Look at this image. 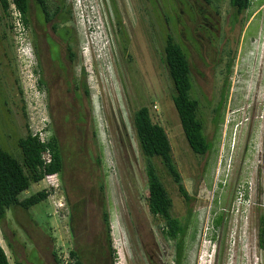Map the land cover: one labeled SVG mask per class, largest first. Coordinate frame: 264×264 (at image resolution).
<instances>
[{"label": "rangeland", "instance_id": "1", "mask_svg": "<svg viewBox=\"0 0 264 264\" xmlns=\"http://www.w3.org/2000/svg\"><path fill=\"white\" fill-rule=\"evenodd\" d=\"M70 2L78 34L73 71L76 77L85 73L90 96L98 100L94 110L98 136H93V121L83 88L84 103L80 107L81 95L76 91L78 100L75 98L68 80L58 77L56 70H48L51 64L44 59L45 70L37 65L29 30L22 23L18 29L19 14L12 16L11 11L0 22V33L5 32L6 36L3 45L7 48L6 57L0 48V78L4 85L1 86L0 79V144L13 150L15 133L24 135L26 129L47 140L54 128L69 158V151L80 143L86 152L96 155L98 142L102 156L100 173L105 184L104 197L99 199L105 201L109 211V237L114 250L107 264H147L141 242L148 244L151 239L166 250V264H171L173 241L161 234V220L152 217L145 204V159L131 121L132 111L147 105L153 119L164 126L183 184L194 196L182 264H264V250L258 245L257 234L258 219L264 213V0H252L244 13L228 85L224 88L225 75L217 73L214 84L191 89V95L200 100L205 132L213 140L212 150L204 155L195 154L184 136L171 98L173 84L160 59L166 29L159 18L152 16L149 4L140 6L135 0H114L128 36L124 49L119 47L113 33L112 0ZM167 2L161 0L164 4L161 13H168ZM149 17L153 27L147 21ZM171 21L174 22L173 16ZM40 78L47 80V86L39 83ZM221 91L226 92L225 105L214 132L212 108ZM77 112L85 114L83 122ZM152 161L172 199V214L183 221L187 215L183 196L160 158L154 157ZM75 164L76 160L65 164L70 172L66 189L61 187L59 175L48 174L39 183L31 184L20 197L47 190L46 200L32 206L29 215L35 213L42 228L49 222L47 226L62 257L68 255L74 243L83 250L86 263L91 260L98 238L105 246L103 204L87 196L84 214L73 222L69 220L68 195L78 192V197V190L87 189L91 183L81 172L83 168ZM221 213L222 224L213 228L212 219ZM0 244L9 257L1 235ZM104 250L107 256V247Z\"/></svg>", "mask_w": 264, "mask_h": 264}, {"label": "trees", "instance_id": "2", "mask_svg": "<svg viewBox=\"0 0 264 264\" xmlns=\"http://www.w3.org/2000/svg\"><path fill=\"white\" fill-rule=\"evenodd\" d=\"M13 3L18 11L24 13L27 5L26 0H13ZM233 3L232 4L235 7L237 6V9H240V11H243L247 6L244 4L243 0H234ZM238 3L239 6L237 5ZM0 10L2 12V18H0L1 22L3 17L7 18L11 14L9 0H0ZM11 25V23L8 24L9 27H11ZM5 38V32L0 33V48L2 49L3 56H6L7 51L6 46L3 45ZM123 48L126 49V47ZM163 63L168 70L169 77L173 84L171 98L186 141L195 154L204 155L212 150L213 140L209 138L205 132L206 122L201 116V107L199 106L200 100L191 95L192 83L189 77L185 53L177 44L172 43L171 37L165 40L163 46ZM230 67L231 65L228 64L224 76V88L228 85L227 77L230 73ZM39 83H44L42 78L39 79ZM1 86L4 87L2 84ZM225 99L226 92L221 91L216 105L212 108L213 115L211 117V123L214 132L218 130L219 121L222 119ZM7 108L10 110L9 106ZM22 111L23 114H25L24 107H22ZM79 120L83 122L84 118L79 116ZM131 121L138 148L145 159V172L147 176L145 204L150 215L161 220V226H159L161 234L174 243L172 256L173 264H182L185 257V236L192 216L191 203L194 200V196L190 195L186 190L181 174L173 160L171 145L165 128L161 123L153 119L149 106L141 105L134 109L132 111ZM7 122L8 121H6V123ZM93 127L94 123L92 124V129ZM52 129V135L47 140L41 139L37 133H33L28 129H26L24 135L15 133V145L13 150L8 147V149H6L0 144V219L12 205L31 206L47 196V190L41 189L35 194L30 195L29 199L20 200L18 198V194L21 191L29 188L33 183H39L48 174L59 175L62 186L66 189L65 187L68 186L66 181L68 179V173L70 172H68L66 168L67 165L65 164L70 165L73 160H76L77 164H75V167H82L83 169L81 172L84 173V177L86 176L91 183L87 186V189L81 191L77 189L80 194L78 197L76 196L78 192H75V194L70 197L68 195L70 220L73 222L84 212V208L87 204L85 200L87 196L98 199L103 204L101 221L104 224L106 235L104 238L105 246L99 243L101 239L98 238L97 243L101 244V247L96 243L91 253V260H87L86 263L83 260V250L81 248L78 252L71 250L70 254L73 257L80 256V259L77 260L78 264H107L108 261H110L109 257L114 256V250L111 248L109 237V211L105 201L99 199L100 197H104L105 189L104 180L100 173L102 161L99 148L100 144L98 142L95 144L99 151L93 156L89 151L86 152L83 143H80L69 151V158H67L59 142L57 133L54 128ZM92 132L94 138H96V136H98V130L93 129ZM80 133L81 135L84 133V128ZM46 153L48 157H45ZM154 157L160 158L175 182L179 193L185 200L187 215L183 221L181 218L174 216L171 212L172 199L156 172V168L152 161ZM96 171L98 173H96ZM73 189L75 190L76 188L73 187ZM68 192L69 190L66 194ZM222 220L223 215L221 213L216 218L212 219V227L214 228L221 225ZM257 234L258 245L264 250V213L259 216ZM214 237L215 236H211V239H214ZM104 247H107V256ZM0 264H9L8 257L1 245Z\"/></svg>", "mask_w": 264, "mask_h": 264}, {"label": "flooded vegetation", "instance_id": "3", "mask_svg": "<svg viewBox=\"0 0 264 264\" xmlns=\"http://www.w3.org/2000/svg\"><path fill=\"white\" fill-rule=\"evenodd\" d=\"M26 1L27 5L24 13L17 11L21 23L29 30L31 50L36 58L37 65L40 69L45 70L42 61L44 59L45 62L47 61L51 64L48 70H56L58 77L68 80V84L73 85L72 92L75 98L77 99L76 91L81 95V101H78L80 107L84 103L81 93L83 88V94L87 97L90 107V118L93 119L94 123V99L90 96L86 75L84 72H80L82 76L76 77L73 71L78 54V34L72 2L70 0ZM168 1L165 6L168 13L165 14L161 13L164 5L161 0H135L136 5L149 4L148 6L151 7L150 9L154 14L152 16L159 18V22L164 25L166 29L164 30V44L165 40L171 37L172 43L177 44L185 53L192 88L194 86L202 88L205 84H214L217 73L225 75L227 65H231L232 57L239 44L240 24L252 0H243L244 4L247 5L243 11L233 5L234 0ZM111 3L113 33L117 37V44L123 48L128 36L122 20L119 18L114 0ZM237 5L239 6V3ZM139 9L140 7H137L138 13ZM143 12H148V10H143ZM139 15L141 16L140 13ZM172 16L174 17V22L171 21ZM135 18L138 19V14L135 15ZM150 18L147 20L149 24ZM172 22L174 29L171 27ZM150 25L153 27L152 23ZM236 30H238L239 35H236ZM160 59L165 66L163 54ZM6 65L7 63L4 62L3 66L7 67ZM44 81L47 86V80ZM203 94L205 95L204 92ZM77 114L85 120L86 117L83 112H77ZM96 125L94 124L93 127L95 130H97ZM61 187L63 188L62 182ZM25 190L18 194L20 200L29 199L30 195L40 191L37 190L21 198L20 195ZM47 196L31 206L12 205L0 219V235L9 252V264H78L77 260L80 259V256L73 257L70 251L75 250L78 252L80 247L73 243L68 255L62 257L59 246H56V238L51 234L47 226L49 222L45 225L46 227L42 228L36 220L35 213H30L29 215V209L32 206L43 203ZM70 231L73 239V230ZM19 234L20 236L22 235L24 244H22ZM141 244L147 264H166V250L162 246L160 247L156 240L151 239L148 244L143 242Z\"/></svg>", "mask_w": 264, "mask_h": 264}, {"label": "built area", "instance_id": "4", "mask_svg": "<svg viewBox=\"0 0 264 264\" xmlns=\"http://www.w3.org/2000/svg\"><path fill=\"white\" fill-rule=\"evenodd\" d=\"M9 2H10V9L12 11V16L15 15V14H18V11H17V9L14 6L13 0H9ZM19 21H20V19H19ZM16 24H17L18 29H20L21 22H17ZM171 264H173V261L171 262Z\"/></svg>", "mask_w": 264, "mask_h": 264}, {"label": "clouds", "instance_id": "5", "mask_svg": "<svg viewBox=\"0 0 264 264\" xmlns=\"http://www.w3.org/2000/svg\"><path fill=\"white\" fill-rule=\"evenodd\" d=\"M97 102H98V100H95V99H94V105H93V106H94V107H93V116H94V110H95L96 106H98V105H97V104H98ZM94 118H95V117H94ZM95 120H96V119H95Z\"/></svg>", "mask_w": 264, "mask_h": 264}]
</instances>
